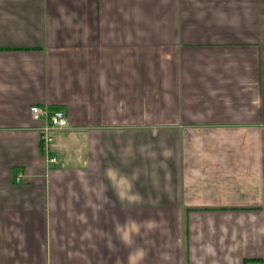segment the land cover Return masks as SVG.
I'll return each mask as SVG.
<instances>
[{
    "label": "crops",
    "instance_id": "0c3cea01",
    "mask_svg": "<svg viewBox=\"0 0 264 264\" xmlns=\"http://www.w3.org/2000/svg\"><path fill=\"white\" fill-rule=\"evenodd\" d=\"M136 250L264 264V0H0V264Z\"/></svg>",
    "mask_w": 264,
    "mask_h": 264
},
{
    "label": "built area",
    "instance_id": "2783aa9c",
    "mask_svg": "<svg viewBox=\"0 0 264 264\" xmlns=\"http://www.w3.org/2000/svg\"><path fill=\"white\" fill-rule=\"evenodd\" d=\"M30 115L34 122L42 123L41 137L43 149L49 152V146L52 142L51 134L56 131H68L71 129V124L67 119L66 114L62 110H50L33 106L30 109ZM55 162V160H53ZM21 176L17 177V182L21 181Z\"/></svg>",
    "mask_w": 264,
    "mask_h": 264
},
{
    "label": "clouds",
    "instance_id": "9594fccd",
    "mask_svg": "<svg viewBox=\"0 0 264 264\" xmlns=\"http://www.w3.org/2000/svg\"><path fill=\"white\" fill-rule=\"evenodd\" d=\"M129 227L131 230H136L138 226L135 223H132ZM142 255L143 252L141 250H136L133 253H131L129 256V264H138V261L140 260Z\"/></svg>",
    "mask_w": 264,
    "mask_h": 264
},
{
    "label": "trees",
    "instance_id": "16d2710c",
    "mask_svg": "<svg viewBox=\"0 0 264 264\" xmlns=\"http://www.w3.org/2000/svg\"><path fill=\"white\" fill-rule=\"evenodd\" d=\"M52 111H54V110H52Z\"/></svg>",
    "mask_w": 264,
    "mask_h": 264
}]
</instances>
